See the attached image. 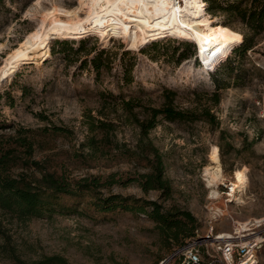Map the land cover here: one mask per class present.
I'll use <instances>...</instances> for the list:
<instances>
[{"label":"rangeland","instance_id":"1","mask_svg":"<svg viewBox=\"0 0 264 264\" xmlns=\"http://www.w3.org/2000/svg\"><path fill=\"white\" fill-rule=\"evenodd\" d=\"M80 1L5 0L0 7V152L12 148L18 163L30 164H20L13 172L35 179L45 171L70 181L114 173L125 183L102 189L104 195L120 193L156 200L165 209L190 210L198 219L200 234L209 230L215 214L226 215L214 222L215 228L228 230L234 220L264 217V33L232 64L223 67L233 56L230 52L210 69L194 41L168 34L137 48L131 47L129 37L106 36L99 30L53 35L47 55L30 53L17 70L1 75L9 53L40 25L46 10L78 9L83 17L87 7ZM205 4L213 24L222 25L226 14H213L207 0ZM185 42L195 43V54L178 61L189 53ZM80 47L85 50L71 49ZM100 50L105 51V65L98 72L91 60ZM219 68V82L228 87L220 90L217 100L214 77ZM167 89L176 92L172 100L178 109L211 114L196 121L160 117L150 130L147 137L163 154L165 176L171 181L169 198L164 191H144L133 178L149 170L145 161L125 156L116 147L118 142L144 151L138 147L145 140L136 118L145 120L152 108L162 106ZM128 100L140 105L130 110L124 103ZM90 116L114 122L113 143L90 148L88 136H102L90 131ZM54 126L66 128L67 134L45 136L39 131ZM213 146L219 148L223 169V180L216 187L208 185L205 175L213 165ZM240 168L247 169L248 186L241 195L230 196L235 170ZM213 189L219 193L212 194ZM92 200L90 193L60 197L53 210L30 219L0 203V264H33L49 256H61L66 264H159L166 259L164 264L172 263L176 245L171 246L146 214L122 209L101 212ZM261 260L264 264V249Z\"/></svg>","mask_w":264,"mask_h":264},{"label":"trees","instance_id":"2","mask_svg":"<svg viewBox=\"0 0 264 264\" xmlns=\"http://www.w3.org/2000/svg\"><path fill=\"white\" fill-rule=\"evenodd\" d=\"M5 0H0V7L4 5ZM208 9L211 13L216 14L222 11L226 14L223 24L230 26L243 34L242 43L236 47L232 54L226 60L223 67L232 64L236 58L245 55L248 50L252 49L264 33V0H207ZM188 47V54L180 56L178 61L182 58L193 54V46L195 43L185 42ZM73 52L84 51L83 47L79 49L71 48ZM104 50L96 52L91 62L96 71H101L105 65ZM195 54V53H194ZM133 65L131 66V68ZM221 68L217 69L214 81L216 82L215 97L218 100L219 92L222 88L228 85H222L219 81L218 73H221ZM166 98L162 106L152 108V113L149 118L145 120L137 119L138 125L141 127L142 141L138 147L144 149L126 148L127 145L122 146L116 143V147L120 148L123 155L134 158L143 164L147 169L142 172L140 176L134 177L133 180L138 182L139 186L144 191L160 190L168 193V198L172 194L171 181L165 176V162L163 154L147 137L151 129L158 125L159 118L164 120L175 121H196L207 120L211 117L209 115L203 116L196 112L189 110L178 109L175 104V91L167 89ZM104 95V94H103ZM105 96V95H104ZM109 97L119 99L120 97L110 94ZM128 109L133 110L134 107L139 106V103H133L132 100L124 102ZM213 121V120H212ZM90 131L92 133H101L102 136L98 138L96 134L88 136V144L93 150L102 149L104 144L108 141L112 142L111 133L114 132L115 124L112 121L94 120L90 116ZM42 135L53 134H67V129L63 127H44L39 130ZM27 143L31 144V141ZM12 148L0 152V203L3 207L9 209L12 213L23 219H30L32 217H41L47 211L53 210L54 204L60 197L76 196L78 194L90 193L93 197L91 205L96 210L101 212H109L117 209L132 211L136 213L146 214L151 220L156 223L157 228L163 237L171 241V246L176 248L183 246L188 238L197 234L200 226L197 217L186 209H165L164 206L156 200H142L132 196H124L120 193H110L104 195L102 189H111L114 185H119L122 182L116 178V174L112 173L107 177L90 176L83 177L78 180L70 181L67 178L58 176L50 172H42L39 178H29L23 173L15 174L13 168L18 165H30L27 162L16 161ZM20 160V159H19ZM126 185V184H125ZM66 259L61 256H49L44 260L37 261L33 264H66Z\"/></svg>","mask_w":264,"mask_h":264},{"label":"bare ground","instance_id":"3","mask_svg":"<svg viewBox=\"0 0 264 264\" xmlns=\"http://www.w3.org/2000/svg\"><path fill=\"white\" fill-rule=\"evenodd\" d=\"M81 1L87 7L86 15L83 17L79 15L78 9L70 10L54 6L46 10L40 25L9 53L1 68V75L9 76L18 63L30 58V53L44 51L43 55H47L49 38L53 35L77 36L99 30L106 36L129 37L131 47L137 48L151 39L168 34V36L194 41L201 51L203 64L207 69L215 68L232 52L233 47L242 43L244 39L243 34L232 27L224 24L214 25L212 19L205 14V0ZM132 28L135 30L132 31ZM210 158L213 165L206 168L205 175L208 185L216 187L219 181L223 180V169L217 146L212 147ZM233 178L230 196L236 192L241 195L248 186L247 169H236ZM211 193L217 195L219 192L213 189ZM238 199L241 200L240 197ZM250 219L252 218L238 220L240 227L248 230ZM253 219L256 222L261 220L260 217Z\"/></svg>","mask_w":264,"mask_h":264},{"label":"built area","instance_id":"4","mask_svg":"<svg viewBox=\"0 0 264 264\" xmlns=\"http://www.w3.org/2000/svg\"><path fill=\"white\" fill-rule=\"evenodd\" d=\"M223 217L226 215L215 214L206 233L197 232L176 248L170 257L171 264H263L264 217L258 222L248 220V230L242 229L237 220L231 230L216 229L214 222H221Z\"/></svg>","mask_w":264,"mask_h":264}]
</instances>
